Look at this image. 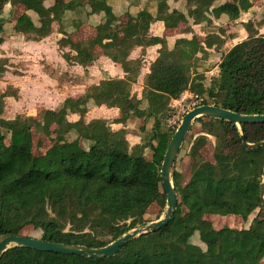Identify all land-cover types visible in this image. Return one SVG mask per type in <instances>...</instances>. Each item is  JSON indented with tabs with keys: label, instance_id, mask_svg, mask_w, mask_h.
<instances>
[{
	"label": "trees",
	"instance_id": "trees-1",
	"mask_svg": "<svg viewBox=\"0 0 264 264\" xmlns=\"http://www.w3.org/2000/svg\"><path fill=\"white\" fill-rule=\"evenodd\" d=\"M169 0H152L138 14L118 20L107 0H0V46L4 43L8 5L24 6L37 16L35 22L23 14L15 32L29 41L49 37L55 26L64 37L59 40L62 57L72 65L89 67L97 60L95 48L121 64L122 79H106L88 87L84 94L68 97L56 109H46L40 117L20 114L3 117L8 93L0 95V241L24 236L26 227L42 234L47 242L101 248L131 230L151 221L148 211L154 204L167 206L162 164L176 129L167 125L174 114L170 104L185 92L198 95L200 104L214 105L241 115H264V35L256 24L245 23L248 38L223 54L219 75L205 85L203 59L214 44L222 46L217 35H210L205 46L196 37L178 39L170 50L165 38L150 35L151 24L162 21L167 29L181 24L211 25L223 16L232 22L252 8L250 0H184L185 12L170 10ZM90 8L89 15L102 14L95 39L74 42L66 29L65 17L79 8ZM73 31L81 21H72ZM191 31V27L185 31ZM161 45L158 58L145 77L142 97L132 94L142 70V60L129 59L136 46L144 49ZM69 51H65V49ZM202 54L203 57H200ZM8 60L0 58V77L8 72ZM118 108L126 124L137 118L153 121L149 137L133 148L127 131H115L102 118L86 120L90 104ZM77 115L76 121L69 116ZM203 135L192 142L193 159L189 183L175 166L172 181L178 196L175 214L169 223L142 235L110 257L90 258L12 247L0 264H262L264 260V123L238 125L213 117L196 120ZM45 146L44 154L35 155ZM215 138L214 162L201 150ZM244 137V139L242 138ZM45 138V139H44ZM149 152V155H148ZM186 210V211H184ZM258 211L248 228L224 227L216 230L207 215L241 217L244 221ZM198 236L206 250L192 243Z\"/></svg>",
	"mask_w": 264,
	"mask_h": 264
},
{
	"label": "rangeland",
	"instance_id": "rangeland-1",
	"mask_svg": "<svg viewBox=\"0 0 264 264\" xmlns=\"http://www.w3.org/2000/svg\"><path fill=\"white\" fill-rule=\"evenodd\" d=\"M22 12L23 10L20 7L14 12L10 5H8L5 9L7 25L4 33V43L0 46V58L8 60V72L0 77V95L5 92L12 95V97L5 99V112L3 117L6 119H13L20 114L40 117L43 110L56 109L62 105L66 98L84 94L83 91H86L85 88L87 87V80L89 78L91 79V77H93L94 80L99 79L98 76H93L91 73L89 74L88 71L84 72L81 68H75L76 66L72 64H69V67L67 68L69 70H65L63 65L61 66V59L58 56H60L59 54L62 56L63 51L61 50V52L60 49L58 51L57 42L60 38L59 35H55L43 42V45L47 50L46 54H43L41 45L35 43L34 41L27 40L23 35L15 32V20L22 14ZM263 14L264 6L259 10H253L252 14L247 16L246 20L252 19L256 24ZM67 15L66 28L70 33L71 31L73 32L74 29L69 25H71L72 19H76L77 17L71 15V13H68ZM32 18L35 22L38 20L37 16H33ZM240 25L245 28V25L240 23L235 25L233 29V24H231L228 20L224 22L218 21L213 25L204 24L203 26L196 27L194 35H199L203 38L204 35L214 33L215 35L224 37L223 41L226 43L227 40H229V37L234 36L240 31ZM260 33L264 35V29L260 31ZM91 37H93V33L88 32L87 30L82 31V33L80 32L77 35L75 34L74 36L78 42H83L81 40L85 38L89 39ZM218 53L221 54L219 51ZM211 54L212 56L208 59V61L203 63V68L206 74L205 77L209 83L211 79L218 74V70L215 69V67L219 60V54L217 55L215 52H212ZM200 57L203 56L200 55ZM135 91L136 92L133 93L132 87V94L139 98L141 93L140 87L136 86ZM92 109L91 113L87 115L89 119L110 116V112L108 111L109 109L106 107L100 106ZM69 119L71 120V118ZM152 124L153 121L148 123L146 126L148 130L141 133V127L146 125L144 120L133 118L128 121V125L130 126L129 130L137 131V133L143 137V140L150 136L149 129L152 127ZM198 126L199 123H195L194 127L197 128ZM199 133L200 130L195 128L193 131L189 132L175 162V167L183 174L184 186L189 183L192 175L193 160L189 156V150L192 142H194V140L198 137ZM34 139L35 155L44 154L51 146V143L44 138L46 141L45 146L42 149H37L36 145L39 137L36 135ZM210 141L211 145L205 149L203 154L204 159L214 162L213 154L215 138H210ZM165 213L166 208L162 209L159 205L154 204L150 207L147 216L152 222L162 219ZM257 214L258 211L255 212V214L252 215L248 221H244L241 217L234 215H229L227 217L220 215H207L205 218L212 223L216 230H221L224 227L241 230L248 228ZM23 235L35 239H41L42 237L41 232L34 230L32 227H26L23 231ZM192 243L200 246L203 250H206L205 244L200 241L198 236L192 238ZM262 264H264V260L262 261Z\"/></svg>",
	"mask_w": 264,
	"mask_h": 264
},
{
	"label": "crops",
	"instance_id": "crops-1",
	"mask_svg": "<svg viewBox=\"0 0 264 264\" xmlns=\"http://www.w3.org/2000/svg\"><path fill=\"white\" fill-rule=\"evenodd\" d=\"M55 1L56 0H47V3L49 5H53ZM64 1L65 2H69L71 0H64ZM183 1L184 0H169L168 1V5L170 7V10L172 11L174 9H179V10L185 12V8H183V6H184L183 5ZM226 1L232 2L233 0H226ZM250 2L253 5L252 8L248 12H244L241 15V19L236 20V21H232V22L229 21L231 24H233V29H234L235 25H238L240 23L245 24V23H248L249 21L253 22L252 19L251 20H249V19L246 20L247 16L251 15L253 10H259V9H261L264 6V0H250ZM151 3H152V0H107V4L113 9V13L117 16L118 20H120L123 23H126L128 21L129 14L135 16L141 10L145 9L148 5H151ZM19 7L23 10V12L15 20L16 22L23 14H28L31 17L36 16V15H34V13L32 11H28L22 5H17L16 7H12V9L15 12V10L18 9ZM89 12H90V8L89 7H87V8H79V9H77L74 12H70L71 15L77 17L76 19H72V21L75 20V21H81L82 22V24H81V26H80V28L78 30L70 32L71 35H72L71 38H72V40L74 42H78L74 38L75 34L77 35L80 32L82 33V31H85V30H87L88 32L93 33V37H91L89 39L85 38V39H83L81 41H86V40H91V39H95L96 38V36H97L96 27L99 24H101L103 15L102 14L101 15L100 14L89 15ZM255 12H257V11H255ZM67 16L68 15H66V17H65V21L67 20ZM262 18H264V14L261 15V17H260V19L258 21H260ZM226 20H227V17L223 16L221 20H214L211 25H213L214 23L216 24L218 21L219 22L220 21L224 22ZM16 22H15V24H16ZM71 24H73V23H71ZM69 26L71 28H73L72 25H69ZM199 26H203V25L181 24V25H179L178 28H169V29H167L165 27L164 22L157 21V22L151 24L149 33L153 37L165 38L166 41H167V46H168V48L170 50L174 49L177 40L178 39H182V38H186V39L190 40L193 37H196L198 39V41H200L205 46L204 43H205V40L208 38V36H210V35H214L215 36V34L214 33H210V34L204 35L203 38H201L199 35H194L195 34L194 32H196V27H199ZM189 27H191L192 30L191 31L187 30L188 31V33H187L185 30L187 28H189ZM240 27H241V29H240V31L238 30L239 32L237 34H235L234 36L229 37V40H227L226 43L223 42V45L225 44L224 46L222 45L223 48H222V46H218V44H214L211 48L205 47V50L207 51L208 55H206V57L203 59L202 63H206L208 61V59L212 56V54H211L212 52H215L217 55L219 54L218 51L221 52V54H219V60H218L217 65L215 67V69L218 70V74L216 76H214V77H217L219 75V64L221 62V58H222L223 54L228 53L235 45H237L238 43L243 42L244 40H246L248 38L249 34L247 33L246 29L242 25H240ZM55 28H56V31H54L46 39H43L42 41H34L35 43H37V44L42 46L41 50L43 51V54H46V52H47L46 47L43 45L44 41L52 38L55 35H59L60 36L59 40L64 37V35L62 33L58 32L56 26H55ZM257 29L259 30V33H260V31H262L264 29V26L257 27ZM217 37H219V39L222 40V41L224 39V37H222V36H221L222 37V39H221V37L219 35H217ZM59 40H58V42H59ZM58 42H57V47H58V51H59ZM161 47H162L161 45H153V46H150V47H147L146 49H144L141 46H136L132 50V52L130 53L129 59L142 60L141 73H140V75L138 77L137 83L134 84V86H133V93L136 92L135 91L136 90V86L140 87L141 93H140L139 99L142 97V92H143V89H144L145 77H146V75L148 73H150V67H151L152 63L158 58L159 50L161 49ZM217 48H219V49H217ZM65 51H69V49L67 48ZM95 53L97 54V60L95 61V63L93 65H91L89 67H82V66H79V65H74V66H76L75 68H77V67L81 68L84 72L88 71L89 74L91 73V75H93V76L96 75V76L99 77L98 80H94L93 77H91V79L87 78L88 79V80L86 79L87 80V87L85 89H87L88 87H90L92 85L99 84L101 81L106 80V79H122V78H125L126 74H125L121 64H118V63L114 62L111 58L105 56L104 55V51L100 47H96L95 48ZM43 54H42V56H43ZM59 55L60 56H58V57L61 59L60 60L61 66L63 65V68H65V70H69V69H67L69 67V64L63 59L61 54H59ZM200 55H202V54H200ZM57 64H60V63H57ZM205 76H206V74H205ZM207 81L208 80L206 78L204 83H205L206 86H209L210 83L207 82ZM83 93H85V91H83ZM184 95H186V97H189L190 95H192V93L185 92L183 94V96ZM175 101H177V100H174L172 102H175ZM102 106L109 109L108 110L110 112L109 115L112 116V117L104 116V117H99V118H102V119H105V120H108V121L112 120V121H109V122L111 123V128L113 130H115V131H118V130H121V129H125L127 131V140L129 142V145H130L131 148L142 144L143 137H141V135H139V133H137V131L129 130L130 126L128 125V122H127V124L114 123L115 120L121 118V113H120L118 108H110V107H108L106 105H102ZM95 107H100V106H96V105H93L91 103L89 105L88 114H90L91 110H93L92 108H95ZM87 115H86V117H87ZM69 118H71V121H76V120L79 119V117L77 115H71V116H69ZM91 120L92 119H89L87 117V121L88 122L91 121ZM195 122L196 121H194L192 123L189 132L193 131L194 128H195V129H199L200 130V133H199L198 136L203 135L202 126L199 124V126L197 128L194 127L195 126ZM189 132H188V134H189ZM141 133H142V131H141ZM208 138H209V141H208L207 145L201 150V155L203 156V158H204L203 152L205 151V149L209 145H211L210 138H213V137L212 136H208ZM182 147H183V145H182ZM180 152H181V150H180Z\"/></svg>",
	"mask_w": 264,
	"mask_h": 264
},
{
	"label": "water",
	"instance_id": "water-1",
	"mask_svg": "<svg viewBox=\"0 0 264 264\" xmlns=\"http://www.w3.org/2000/svg\"><path fill=\"white\" fill-rule=\"evenodd\" d=\"M201 117H213L225 120L238 125L241 130L243 123H264V115H241L210 104L195 107L183 116L182 121L175 131V134L164 157L161 173L164 189L167 193V206L166 213L162 219L152 221L144 226L135 228L107 246L101 248H90L81 245L77 246L47 242L42 239H35L22 235L6 237L0 241V260L3 254L12 247H25L41 252L63 255H77L95 259L105 258L117 254L120 249L130 241L165 227L169 223L171 217L175 214L178 205V196L172 181V172L175 162L178 158L182 145L185 142L192 123ZM242 138L244 139V137ZM262 144H264V141L256 144H247L244 141V145L246 147H257ZM262 197L264 199V179L262 183Z\"/></svg>",
	"mask_w": 264,
	"mask_h": 264
},
{
	"label": "built area",
	"instance_id": "built-area-1",
	"mask_svg": "<svg viewBox=\"0 0 264 264\" xmlns=\"http://www.w3.org/2000/svg\"><path fill=\"white\" fill-rule=\"evenodd\" d=\"M182 97L183 98L170 104V107L174 110V114L167 120V125L170 128L176 129L177 127H179L183 116L188 111L202 105L200 104L201 99H199L198 95H190L189 97H186V95H184Z\"/></svg>",
	"mask_w": 264,
	"mask_h": 264
}]
</instances>
